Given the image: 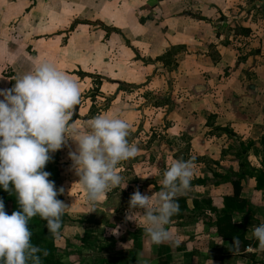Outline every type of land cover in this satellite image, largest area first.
I'll list each match as a JSON object with an SVG mask.
<instances>
[{"label": "rangeland", "instance_id": "1", "mask_svg": "<svg viewBox=\"0 0 264 264\" xmlns=\"http://www.w3.org/2000/svg\"><path fill=\"white\" fill-rule=\"evenodd\" d=\"M156 1H159V9L163 13L162 22L170 18L174 26L180 25V20L172 18V11L175 12L182 3L186 6L183 5L185 8L177 13H193L192 16L197 19L204 13L209 17L205 22L212 19L218 21L213 18V9H207L211 8L207 0H201V3L200 0ZM197 1L200 6L196 5ZM214 1L226 13L229 10V19H221L223 29L217 30L205 26V22L197 24L194 21L195 26H190H194L193 31L203 35L200 40L202 45L191 40L181 42L183 38H179L181 40L167 42L163 50L160 48V54L143 50L144 54L140 57L138 50L128 43L133 37L130 27L136 18L140 26L148 21L147 16L154 15L153 8L158 9L156 4L150 8L141 6L139 0H0V46L3 45L1 54L4 57L0 64V89L11 88L15 79L31 71L34 64L41 61L52 63L76 78L80 86L81 99L77 105L79 118L74 123L86 126V122L97 115L117 113L129 122V142L135 143L139 149L135 158L119 165V174L123 177L121 185L110 190L106 199L96 202L94 206L85 202L84 193L76 183L78 177L68 159V152L74 150L75 145L69 141L66 147L54 152L59 155L57 186L58 189L64 188L63 202L68 206L64 227L59 237L53 238L56 255L63 264H100L99 259L109 260L111 257H119L122 264H147L146 258L156 254L158 246H151L148 253L142 246L144 232L138 218H133L136 223L125 218L133 192L138 189L142 194L151 196L161 190L163 172L172 159L187 161L197 157L198 160H194L196 169L193 179H210L214 172L238 168V162L234 160V139H231L233 142L227 147L224 158L223 152L219 153L222 148H212L213 152L205 154V146L210 140L211 145L222 142L224 147L227 144L225 137L219 140L210 137L211 133L215 137L226 135L219 130L221 127L215 126L218 131L210 135L199 132L190 137L188 133L200 129L193 117L194 108L200 113L194 106L197 97L219 91L230 95L225 99L231 101L234 97L232 88L246 85L242 83L241 77L245 78L251 67L260 66L254 57L264 56V0ZM110 5L115 8L112 9ZM140 16L143 21L139 19ZM94 25L105 31L106 43L103 48L100 46L103 38L93 34L100 28ZM247 29L248 33L245 34ZM74 30L76 34L72 36ZM140 30L135 40L139 38L142 42L150 43L154 41L152 37L160 38L149 30ZM187 37L194 39L192 36ZM215 37L221 40L217 41ZM121 43L135 53L128 58L122 52ZM219 45L226 46L228 54L224 51L222 56L217 49ZM135 58L140 62L137 63ZM232 59V64L227 66ZM103 60L109 63L104 68L106 74L117 79L118 84L106 85L104 77L97 75ZM245 60L248 62L245 63ZM239 76L240 79H237ZM97 78L101 79L99 85ZM254 148L260 149L258 141L247 151L246 158L252 166L259 167V156L255 154ZM214 182L211 179L207 181V186H194L182 195L195 199L211 196L222 185L217 187ZM230 191L232 184L227 192ZM188 205L192 207L191 199ZM195 216L187 213L183 220L187 224H181V227L171 219L168 227L179 239L178 244L169 243L172 251L177 252L171 264H197L192 254L184 257L187 252L185 230L190 229L192 241L200 236L197 232L194 235V226L199 221ZM136 255L139 263L133 261Z\"/></svg>", "mask_w": 264, "mask_h": 264}, {"label": "clouds", "instance_id": "2", "mask_svg": "<svg viewBox=\"0 0 264 264\" xmlns=\"http://www.w3.org/2000/svg\"><path fill=\"white\" fill-rule=\"evenodd\" d=\"M0 97V188L15 195L19 209L8 215L0 200V264H42L41 257L48 252L31 243L29 221L39 216L58 238L68 208L57 199L64 188L57 190L50 173L43 170L51 154L69 141L75 145L68 159L85 202L94 206L121 185L119 165L135 158L139 149L129 142V122L117 113L97 115L86 126L70 123L80 103V86L47 61L18 76L11 88L0 89ZM195 169L192 159H172L163 172L161 190L149 196L137 189L131 195L125 218L135 223L133 218H138L149 244L179 243L168 226L179 212L177 197L190 189ZM252 238L264 251V223L253 228ZM239 245L234 236L230 247Z\"/></svg>", "mask_w": 264, "mask_h": 264}, {"label": "crops", "instance_id": "3", "mask_svg": "<svg viewBox=\"0 0 264 264\" xmlns=\"http://www.w3.org/2000/svg\"><path fill=\"white\" fill-rule=\"evenodd\" d=\"M142 1L144 2H141V0H139L141 6L153 8L151 6H154L156 4L158 6V9L153 8L152 13H154L155 16L154 15L150 17L147 16L148 21L146 20V22H144V24H142L141 26L140 24L137 23V18H136V20L132 23V26L130 27V32H132L133 37L128 41V43L134 49L138 50V52L137 51L136 52L139 54L140 57L141 55L144 54L143 50L146 51L148 50V52H151L153 54H160V48H162L163 50L167 42L171 43L172 40L174 39L181 40L179 38H183L181 42H184V40L185 42L191 40L190 42L196 41L197 44L202 45L200 40L203 35L202 34L200 35V33L193 31L195 26L194 24H196L194 23V21H196L197 24L204 23L205 20L209 18L206 14L201 13L197 19L194 16H192L193 13L192 14H184L179 12L177 13V11L180 10L181 8H185L186 6L185 3L184 4L182 3V5L178 7L177 10H175V12L172 11L173 13L172 18H176L177 20H180V25L178 24L177 26H174L170 22V18H168L167 20L165 19L162 22L163 13L162 10L159 9V1L156 0H142ZM206 2L207 4H211V8H207V9H213L214 11L213 18L217 19L218 21L215 22L212 19L210 22H205L204 25L211 27L213 30L215 29L217 30L219 28L223 29L220 25L222 23L220 22V20L229 19V14H228L230 13L229 10L227 9L228 12L226 13L225 10L222 9L221 6H219L218 3L215 2L214 0H207ZM199 3H201V0L199 1ZM199 3L197 1L196 5L200 6ZM110 7L112 9L115 8L114 5H110ZM179 14L182 15L179 16ZM141 17L142 16H140L139 19ZM150 19L152 21L149 23ZM80 25L81 24H78L77 26ZM190 25H194V26H190ZM145 26H147V28ZM86 27L89 28L90 26L86 25ZM94 27L100 28L97 33H93V34L97 36H101V38H103V41L100 42V46L103 48L106 43L104 41V37L106 36L105 31L98 25H94ZM140 29L149 30L151 34L154 33V35H159L160 38L152 37L154 41L150 43L142 42L141 40H139V38L135 40L134 38L138 36V34L141 32ZM90 30L92 31L93 29ZM74 33L76 34V30L72 32V36L75 35ZM187 36H192L194 37L195 40L189 39V37ZM215 40L220 41L221 38L215 37ZM119 42L120 41H117L116 43ZM120 45L122 47V52L126 53L128 55V58L132 53H135L134 50H132L130 47H127L122 43ZM217 49L220 50L222 56L224 51L227 52L228 54V48L224 45H219ZM2 51H3V45L1 44L0 64L3 62V58H4L3 55L1 54ZM262 54L263 53H259V55ZM7 57L9 58L10 56ZM254 58H255L254 60L260 62L259 63L260 66H256V68L251 67L248 73H246L245 78L241 77V79H243L242 83H246V85L245 87L239 86L237 87L238 89L232 88L231 90L232 96L234 97L231 98V101L230 99H225V97L228 98L230 95L228 96L225 93H220L219 91L213 92L214 93L213 95L212 93L211 95L209 93V95H203L202 97L199 96L197 97L196 100H194L195 101L194 106H196L200 110V113L198 111H195L194 108L193 117H194V121L197 122V124L199 123L198 126L200 127V129L197 128L195 131H193L194 133L193 132L188 133L190 137L199 132H201L203 135L205 134L208 135V133L210 135L211 132L218 131L216 129L217 127L215 126H219V128L221 127V129H227L235 136V138L239 139L242 142L245 141L257 142L261 137H264V56L262 57L255 56ZM117 59L118 58H116V61ZM134 60L137 61V63L140 62V60L136 58ZM248 60H250V57H248ZM248 60H245V63H247ZM220 62L223 63L222 59ZM232 62L233 59L231 60L230 63L227 64V66H230ZM262 62L263 64H261ZM102 64L103 65L99 66L100 73H98L97 75L100 74V76L104 77L105 80L104 84L105 83L106 85L112 84L111 86L118 84L117 83L118 80L108 76L106 74L107 71L104 70V68L108 67L109 64L108 61L103 60ZM241 65L243 66V64ZM224 66L226 67L225 64ZM236 66L240 68L239 64H237ZM236 74L237 72H235V75ZM87 78L88 77H85V79ZM237 79H240V76ZM107 80L113 81V83H109ZM106 88H108V86ZM190 104L193 105V103ZM191 130L192 129L190 128V131ZM214 135H215L214 133H211L210 137H213V139L216 140L225 137V140H227L226 142L227 144H225L224 146L225 149H227L229 144L233 142L231 140L232 138L228 137L227 135L221 134L218 135L217 137H215ZM211 141L212 140L208 141V144H206L205 146L204 149L206 150L205 154L206 153L210 154L211 152H213V149H217V148H222L223 150L224 147L222 145L223 144L222 142L211 145ZM220 152L221 150L219 151V153ZM224 157L225 156H223L222 158ZM210 158H212V156ZM233 170L235 171L236 168L234 167ZM197 176L198 175H196V177ZM229 185H230L229 183H226L224 185L222 184L220 189L215 190L214 192H212L211 196L210 195L208 196L211 199H213V206L217 207L218 209L221 208V198L224 195L232 194V191L227 192V190L229 189ZM241 187L242 188H241L240 197L248 202L249 208L247 209V211L242 212L241 214L236 213L235 220L241 222L245 227V239L247 241H251V244L249 246H246L249 247V250L245 248L243 251H239V249H237L235 253H228L227 244L224 243L223 240L217 237L215 230L212 228L213 225H211V220L213 218V214L209 213L208 211H205L203 215H200L199 217H195L197 221L198 220L199 221L198 224L194 226L196 229V231L194 230V235H196L197 232V234H199L200 236L195 237L194 241H192L190 237L193 235L190 234L191 232L190 229L188 230L186 229L184 232L185 236L187 237L186 238L187 244H189V247L187 244L185 245L186 248L185 250H187L184 256L185 258H187V256H190V254H192L191 257H195L194 262L196 261L197 264H264V251L259 250L258 245L255 246L256 244H258V241L255 238H252L253 228L261 223H264V191L255 190V182L253 178H248L247 180H244L241 184ZM187 202L189 203L190 199ZM183 220H178L177 226L179 225L181 227V224L182 226H185L187 223L186 222L183 223ZM142 241H144L142 243L143 248H145L146 251L149 253L151 249L150 247L151 246L153 247L154 245L148 243L146 236H143ZM157 248L158 249L156 251V254L154 255L151 254L149 255V258H146L147 264H171L173 260L172 258L175 257V254L177 253L176 251H172L171 245L169 243H164L158 245ZM189 250L192 251L189 253ZM137 260H138V255H136V258L133 261L139 263V261Z\"/></svg>", "mask_w": 264, "mask_h": 264}, {"label": "trees", "instance_id": "4", "mask_svg": "<svg viewBox=\"0 0 264 264\" xmlns=\"http://www.w3.org/2000/svg\"><path fill=\"white\" fill-rule=\"evenodd\" d=\"M72 29L74 26L71 27ZM248 33V30L245 31V34ZM101 82V79H98ZM94 98V96H93ZM78 106L76 105L73 109V116L70 123H74L78 120ZM222 132H225L226 135L234 139V144L236 151L234 154V160L238 162V168L234 171L229 169L228 171L223 170L222 173H213L210 179L205 178H194L190 188L194 186L205 187L207 186V181H215L214 185L218 186L220 184L230 183L232 184V194L224 195L221 198V208L213 206V199L210 197H201L199 199L190 198L188 195H182L177 197V202L179 204V212L174 215L171 219L178 222V220H183L186 218L187 213L195 215H203L205 211L213 214L211 220V225L215 230L217 237L223 240L227 244V252L235 253L237 249L231 248L232 240L234 236H238L240 239L239 251H243L246 246L251 244V241L245 239V227L241 222L235 220V214H241L242 212L247 211L249 204L246 200L240 197L241 193V184L244 180L248 178H253L255 182L256 191H264V137H261L258 140V145L260 149H255L254 152L259 156V167L252 166L251 163L246 158V153L249 149L253 148L256 144L254 141H248L246 144H243L242 141L235 138V136L229 132L227 129H219ZM231 148V147H230ZM234 148V147H233ZM223 152V156L226 155L227 149ZM52 159L46 164L44 171L50 173L49 180L53 181L55 187L58 189V175H59V155L58 153L51 154ZM194 160H198L195 157ZM57 199L63 201V195H59ZM191 199L192 207H188L187 201ZM0 200H3L4 210L8 215H11L14 211L19 210L18 204L16 201L15 195H10L8 192L4 191L3 188H0ZM207 212V213H208ZM196 217V216H195ZM67 219V213H64L62 216V226L59 230L61 233L64 223ZM29 229L32 233L31 243L34 246H39L43 249H47L48 255L42 256V264H63L59 257L56 255V249L54 246V237L48 232L46 228V221L41 219L39 216L33 217L29 221ZM145 236V235H144ZM137 239V237H136ZM83 242V240H81ZM256 244L255 246H257ZM100 264H122L119 257H111L109 260L99 259Z\"/></svg>", "mask_w": 264, "mask_h": 264}, {"label": "built area", "instance_id": "5", "mask_svg": "<svg viewBox=\"0 0 264 264\" xmlns=\"http://www.w3.org/2000/svg\"><path fill=\"white\" fill-rule=\"evenodd\" d=\"M247 250H249V247H246Z\"/></svg>", "mask_w": 264, "mask_h": 264}]
</instances>
